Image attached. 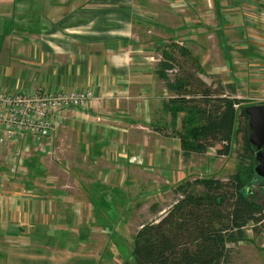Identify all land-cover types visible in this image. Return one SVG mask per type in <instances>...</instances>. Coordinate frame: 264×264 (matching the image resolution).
<instances>
[{
  "label": "crops",
  "instance_id": "0c3cea01",
  "mask_svg": "<svg viewBox=\"0 0 264 264\" xmlns=\"http://www.w3.org/2000/svg\"><path fill=\"white\" fill-rule=\"evenodd\" d=\"M212 18L216 29H209L218 30L219 39L210 44L219 47L218 60L226 63L222 75L231 76L225 83L236 82L239 94L246 83L241 78L263 84L264 0H0V88L12 93L55 89L104 95L101 105L93 99L87 111L66 113L51 140L52 145L59 143L61 161L73 156L79 165H91L96 182L85 183L88 188L120 195L117 189L126 188L130 197L135 189L147 192V181L162 168L174 189L182 179L180 171L173 177L176 160L167 155L178 148L177 138L165 129L170 115L163 107L172 92L156 72L158 59L152 50L178 32L188 40L199 30L198 23L208 29ZM211 45L205 47L211 51ZM235 47L239 65L228 73L234 54L230 49ZM44 153L34 144L27 151L22 143L0 146V258L5 264L61 260L62 249L43 248L50 239V217L66 223L71 237L73 222L63 216L72 214L76 221L92 216L93 201L84 207L77 201L78 196L92 198L76 190L88 189L84 183L72 182L75 192H69L70 197L56 192L45 176ZM139 158L142 162L136 163ZM148 160L161 166L153 167ZM164 162L169 168L162 167ZM133 170L134 177L129 174ZM110 172L117 181L106 176ZM146 192L139 196L145 199ZM33 241L40 243L38 249Z\"/></svg>",
  "mask_w": 264,
  "mask_h": 264
},
{
  "label": "trees",
  "instance_id": "16d2710c",
  "mask_svg": "<svg viewBox=\"0 0 264 264\" xmlns=\"http://www.w3.org/2000/svg\"><path fill=\"white\" fill-rule=\"evenodd\" d=\"M156 49V72L172 92L163 101L170 115L165 129L179 140L183 157L213 147L218 155H227L235 134H240L243 152L236 153L237 167L225 180L204 177L175 185L174 204L158 220L141 224L131 255L134 264H221L230 255L228 242L245 239L249 226L258 235L264 225V201L259 204L245 194L256 177L246 105L234 84L205 81L198 59L181 40Z\"/></svg>",
  "mask_w": 264,
  "mask_h": 264
},
{
  "label": "rangeland",
  "instance_id": "374dc122",
  "mask_svg": "<svg viewBox=\"0 0 264 264\" xmlns=\"http://www.w3.org/2000/svg\"><path fill=\"white\" fill-rule=\"evenodd\" d=\"M216 22L217 20L212 18V23L207 25L208 29L206 26L204 27V23H198L199 30H196L195 32L196 37L192 36L193 34L191 32V37H189L188 40H186L187 36L181 35V32L175 33L174 38H167V40H165L168 44L180 39L181 41H185L188 44L186 46L189 47L192 55L194 57L196 56L202 67V73L200 76L208 82L211 80H221L225 83V81L231 80L227 79L231 78V76L226 75V78L222 75V71H227L223 70L224 64L226 63L218 60V56L216 55L217 46L210 44L219 39V34L216 35V31L218 30L212 31L216 29V26H214ZM209 26H212L214 29H209ZM207 30L211 31L209 32ZM208 35H212L211 38H208ZM200 41H202L203 45L200 44L199 46L197 42ZM206 43L211 45V51L209 50L210 47H205ZM158 46L159 45L154 47L152 53L154 52V56L159 60L160 55L156 49ZM230 52H234V54H230L231 62H228V65H230L228 73L234 71L236 65H239V62H236L238 49L235 47L230 49ZM254 72H256L255 74H258L259 69L258 72L257 70ZM249 73L250 71L247 74L249 75ZM241 79L246 80V83L243 82V84L240 85L243 90H240V94H237L240 95V98L244 99L243 104L246 106L250 104H263L264 83L257 85L255 82H252L250 78ZM234 85H237L236 82H234ZM47 91L58 92L55 89ZM24 93H37V91ZM13 94H15V92H13ZM64 117L66 119L67 114ZM31 145L32 143H30V146ZM177 146L178 148L176 147L173 152L167 155V157L169 156L170 159L175 158L177 170L174 172L175 176H173V173H171V175L176 178L179 175L178 171H180L179 177H181L182 181L187 179L195 180L204 177L225 180L237 167L236 153L243 152L240 134L234 135V139L231 142V151L227 155H218L216 153V148L213 147L209 148L204 154L195 153L192 154V157L189 159H185L182 155L178 139ZM58 148L59 143L56 141V144L52 145V151L44 153V157L41 158L42 165L48 167L45 176L48 181H53V186L57 189V193L60 191H64L67 195L69 192L74 193L75 189H71L73 186L72 182L78 184L84 183V185L85 183L88 184L90 181L93 184L96 182V180H92L94 176L91 175L92 173L89 170L91 165H79L80 160L73 156H70L69 158L66 156L63 158L64 162H62L63 160L61 161L62 157L59 156ZM164 160H162V162ZM169 161L170 160H167L165 162ZM141 162L142 158H139V160L136 161V163ZM165 162L164 164L162 163V167L169 168ZM147 163L151 164L153 167H155V165H157V167L161 166V163L158 165V162L156 163L153 160L151 163L148 160ZM257 163L258 162L255 160L253 169ZM114 165L117 167V163H114ZM86 168H88L89 171ZM161 170L162 168H160L159 171L154 172L155 174L153 177L147 181L149 184H147L146 189L150 190L152 185H154L152 194L155 193V195L153 197L148 196L150 195V192L148 190L146 192L143 189H135V191L130 193V197L127 196V192L130 191L125 190L126 188L117 189L118 192H122L121 195L109 190H100L98 187L88 188L87 185H85V187L88 189H76L79 194H82L83 196L87 194L92 197L91 199H87V201L79 196L77 198L78 203L83 207L85 204H90L91 201H93L92 216L89 219H84L83 221L80 220L81 222L76 221L72 214L69 217L63 216L64 219L73 222L71 228L73 235L70 237L67 234L66 223L58 221L59 217L57 218V216L52 215L48 226L50 239L44 243L43 248L62 249V253L60 254L61 260L48 263L36 259L34 264H134L131 252L135 232L140 228L142 223L151 220H158L163 216L165 211L170 205L174 204L176 199L173 187L171 188L169 184L171 180L162 176ZM63 173L65 175H63ZM133 173L134 170L131 172L129 171V174L130 176L132 175V177L135 175ZM171 175L168 176L171 177ZM255 175V180L250 182L245 188V194H247L249 198L252 197L257 203L262 204L264 201V180L262 177H259L260 180L256 179L258 176L256 173ZM106 176L109 178L112 177L114 182L118 180L113 172H110V175L108 174ZM182 176L185 177L183 178ZM155 178H157V181H155ZM150 184L151 186L148 187ZM161 186H163L162 189ZM59 187L61 189H59ZM66 187H68V189H66ZM167 188H169V190ZM141 192H146L145 194H147V196L145 199L141 198L142 196H139ZM55 196L59 197V195ZM153 206H155L156 211L153 209ZM262 222L264 224V219ZM69 224H71V222ZM250 227L251 226L245 229V239H242L237 243L228 242L226 244L230 249V255L228 260L224 263L221 262V264H264V225L262 227L263 230H261V233L258 235H255ZM33 243H35V241H33ZM39 244V242L35 243L36 249L39 248ZM0 264H5V262H2L1 258ZM30 264H32L31 261Z\"/></svg>",
  "mask_w": 264,
  "mask_h": 264
},
{
  "label": "built area",
  "instance_id": "2783aa9c",
  "mask_svg": "<svg viewBox=\"0 0 264 264\" xmlns=\"http://www.w3.org/2000/svg\"><path fill=\"white\" fill-rule=\"evenodd\" d=\"M23 93L0 88V146L22 143V150L27 151L31 142L45 153L67 112H84L93 99L101 105L105 98L86 91Z\"/></svg>",
  "mask_w": 264,
  "mask_h": 264
},
{
  "label": "water",
  "instance_id": "95a60500",
  "mask_svg": "<svg viewBox=\"0 0 264 264\" xmlns=\"http://www.w3.org/2000/svg\"><path fill=\"white\" fill-rule=\"evenodd\" d=\"M244 113L248 118V140L255 149V160L258 162L254 170L258 177L264 178V103L247 105Z\"/></svg>",
  "mask_w": 264,
  "mask_h": 264
}]
</instances>
